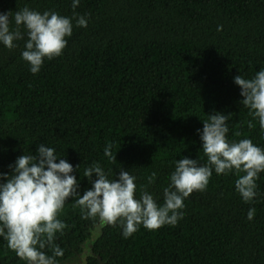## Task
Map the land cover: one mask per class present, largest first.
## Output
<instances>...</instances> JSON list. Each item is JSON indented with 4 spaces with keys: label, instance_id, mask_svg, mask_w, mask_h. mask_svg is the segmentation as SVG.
I'll list each match as a JSON object with an SVG mask.
<instances>
[{
    "label": "trees",
    "instance_id": "1",
    "mask_svg": "<svg viewBox=\"0 0 264 264\" xmlns=\"http://www.w3.org/2000/svg\"><path fill=\"white\" fill-rule=\"evenodd\" d=\"M72 3L0 0V13L13 17L28 7L87 19V27L73 20L62 55L45 58L36 74L22 58L23 27L16 47L0 43V174L43 144L73 166L80 195L92 187L84 170L99 163L111 169L109 179L120 169L135 176L137 199L146 190L163 204L178 160L207 163L208 115L232 114L229 141L247 138L264 149V130L234 83L264 70V0H80L75 10ZM108 144L116 161L104 155ZM237 178L213 170L206 190L184 200L175 226L141 225L127 238L119 224L85 218L71 198L58 217L66 228L54 241L63 250L57 264H264V173L248 203ZM0 264H27L3 237Z\"/></svg>",
    "mask_w": 264,
    "mask_h": 264
},
{
    "label": "clouds",
    "instance_id": "2",
    "mask_svg": "<svg viewBox=\"0 0 264 264\" xmlns=\"http://www.w3.org/2000/svg\"><path fill=\"white\" fill-rule=\"evenodd\" d=\"M79 4L80 0H73V10ZM10 18L14 19L15 29L10 28ZM73 20L76 26L87 27V19L78 15L69 18L28 7L16 11L14 17L12 12L0 13V43L9 49L16 47L14 42L24 39L23 27L27 41L22 58L36 74L45 58L51 60L62 55L68 42L66 38L73 32ZM234 83L241 89L242 105L264 130V70L249 79L237 75ZM231 116L230 113L208 115L201 135L207 163L200 164L198 159L186 157L178 160L170 175V184L164 189L163 204L146 190L137 199L135 176L120 169L118 178L109 179L111 169L106 173L99 163L84 170L83 176L92 187L80 195L79 183L72 175L73 166L66 159L58 158L52 147L38 145L35 155L23 154L17 158L15 166H10V175L0 174V180L4 181L0 182V237L27 264H57L56 258L63 256V250L54 241L57 233L66 228L58 217L69 199L75 198L85 218H98L111 226L119 224L127 238L141 225L148 230L175 226L183 218L184 200L193 192L206 190L213 170L217 175L234 172L238 176L235 190L244 202L253 201L257 195L256 181L264 173V149L247 138L229 141L227 122ZM253 126L250 121L248 127ZM111 149L112 145L108 144L104 155L116 161ZM155 175L149 178L150 182ZM254 215L255 209L250 208L247 218L252 220ZM47 247L52 249L51 256L44 251Z\"/></svg>",
    "mask_w": 264,
    "mask_h": 264
},
{
    "label": "water",
    "instance_id": "3",
    "mask_svg": "<svg viewBox=\"0 0 264 264\" xmlns=\"http://www.w3.org/2000/svg\"><path fill=\"white\" fill-rule=\"evenodd\" d=\"M84 246H85V249L87 250V248H88V244L85 243ZM69 264H73V263H69Z\"/></svg>",
    "mask_w": 264,
    "mask_h": 264
}]
</instances>
